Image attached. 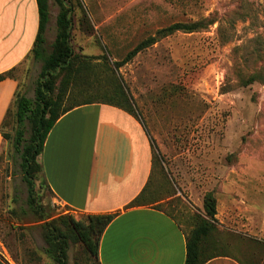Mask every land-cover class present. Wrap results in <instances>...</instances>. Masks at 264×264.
I'll list each match as a JSON object with an SVG mask.
<instances>
[{"label":"rangeland","instance_id":"obj_1","mask_svg":"<svg viewBox=\"0 0 264 264\" xmlns=\"http://www.w3.org/2000/svg\"><path fill=\"white\" fill-rule=\"evenodd\" d=\"M79 1L72 3L71 45L77 57H93L97 67L88 81L94 88L86 90L84 71L82 91L75 88L66 106L102 100L116 79L154 147L147 206L190 231L195 218L205 216L204 198L212 192L215 242L225 243L226 253L241 260L264 264V80L243 81L256 67L264 77V53H253L256 37L264 39V0H244L257 16L246 21L231 14L239 0H86V6ZM50 4L46 55L53 51L61 10L55 0ZM216 12L224 17L221 32L218 24L203 32H177L113 67L162 29ZM227 33L232 38L225 43ZM105 57L112 71L103 66ZM43 66L32 53L13 71L22 95L35 98ZM15 123L12 115L0 127V255L11 264H56L45 253L43 222L26 212L21 160L3 136L15 133ZM40 203L54 218H86L61 206L48 189L40 190ZM89 258L81 243L71 244L70 264H97Z\"/></svg>","mask_w":264,"mask_h":264},{"label":"crops","instance_id":"obj_2","mask_svg":"<svg viewBox=\"0 0 264 264\" xmlns=\"http://www.w3.org/2000/svg\"><path fill=\"white\" fill-rule=\"evenodd\" d=\"M39 25L37 0H0V75L32 54ZM18 87L16 78L0 81V127ZM39 161L61 206L85 216L117 214L101 237V264H185L186 233L175 219L153 206L128 208L148 184L154 161L137 117L103 103L76 107L56 122ZM0 264L11 262L0 255ZM207 264L241 263L224 256Z\"/></svg>","mask_w":264,"mask_h":264},{"label":"trees","instance_id":"obj_3","mask_svg":"<svg viewBox=\"0 0 264 264\" xmlns=\"http://www.w3.org/2000/svg\"><path fill=\"white\" fill-rule=\"evenodd\" d=\"M55 2L61 9L57 19L58 33L53 43V51L51 54L46 55L43 45L45 43L44 34L50 18V0H37L40 25L32 53L36 59L43 60L44 66L35 89L34 99L22 95L18 88L13 104L2 124L3 126L13 115L16 122L15 133L11 135L3 132V136L7 142H10L14 152L21 160L20 168L23 174V181L26 183L28 191V209L26 212L28 215L33 214L37 221L43 222L42 228L44 230V238L48 246L45 249L47 256L56 264H70L69 250L71 244L81 243L86 253L89 255V259L97 264H101L99 261L101 237L117 214L87 215L86 218L82 219H76L73 215L64 214L54 218L40 203L41 189H48L52 194L53 192L43 174V167L39 161V157L44 150L47 137L56 122L64 114L76 107L86 104L103 103L121 108L135 117L137 116L134 114V109L127 92L122 84L116 83V79L115 83L104 91L105 93H103L102 100L84 101L82 103H74L66 106V100L75 88L79 92L82 91L83 85L81 81L83 78L81 77L84 71H86V87H84L86 90L88 89V91L94 88V85L88 81H92V74L97 66L95 67V65L91 63L94 59L93 57H84V61H82L80 57H77L71 45L73 28L72 3H80V1L55 0ZM231 14L242 21L257 19L255 8L244 0H239V2H237ZM223 21L224 17L216 12L196 21L175 23L159 31L155 37L138 45V47L128 55L126 60L115 62L113 67L117 69L121 68L140 51L177 32L186 34L203 32L209 30L215 24L219 25L218 32H221L223 30ZM231 38L232 35L227 33L226 36H224L225 43L229 42ZM256 43L258 44L254 48L253 53H264L263 37H256ZM79 58L81 62H78ZM103 66L107 68V70L111 69L112 71L114 69L112 65L110 66V62L107 58ZM262 70L261 67H256L247 78L243 79L244 84L250 85L255 82L263 81L264 77L262 76ZM13 71L1 74L0 81L7 78H14ZM59 80L60 83L57 85ZM154 167L155 162L153 161L152 175L148 184L142 193L130 203L128 208L147 206L152 203L148 200V195L150 194L149 191L154 178ZM37 183H39V187ZM156 209L161 210L160 208ZM204 213L205 216L195 218L193 229L190 231L176 220L186 233L187 256L185 264H207L215 258L224 256H232L241 264H253V261L248 258L241 260L236 255L234 256L226 253L227 245L225 243L220 244L215 242L214 237L218 233L214 223L217 215V199L212 192L205 195Z\"/></svg>","mask_w":264,"mask_h":264}]
</instances>
